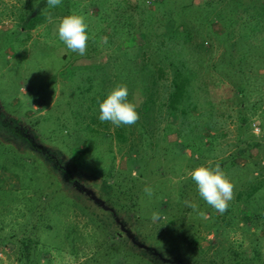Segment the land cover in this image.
Masks as SVG:
<instances>
[{"label": "rangeland", "instance_id": "obj_1", "mask_svg": "<svg viewBox=\"0 0 264 264\" xmlns=\"http://www.w3.org/2000/svg\"><path fill=\"white\" fill-rule=\"evenodd\" d=\"M64 1L62 0L61 5L56 8H49L46 0H0V112L6 118L21 119L23 123L36 130L38 136L42 138L41 143L54 145V142L60 139L61 121L70 114L71 108L83 113L85 107L82 102L78 107V101L85 93L83 92L81 96L76 94L75 90L78 89V85L86 83L84 79H79L78 75H70L73 66L96 62H168L167 59L170 58L174 60L173 62H188L195 73L191 80L194 87L192 94L193 96L196 94L201 100V103L189 112L197 116L205 114L208 108L212 110L211 119L214 129L209 133L213 138L207 141L208 137H203L206 146L204 143L200 145L201 153H192L189 148H183V152L180 153L176 147V143H180L181 140L176 127L177 119L173 116L165 119L164 104L169 90L171 72L164 64L165 75L156 82L155 86L156 101L162 104L161 109L151 111L152 115L145 127L147 133L143 140L137 139L135 128H131V133L126 132V139L123 142H118L114 136L111 137L109 141L111 152H108L105 147L107 141L102 133L95 137V141L91 140L90 154L95 155L105 151L107 158L105 157L101 163L112 167L113 175L110 182L117 180L121 188L114 192L110 190L108 200L119 206L115 208L120 216L129 223L133 222L132 217L136 213L139 221L135 222L142 225L143 229L158 223L151 220V214L155 211L160 214L159 221L163 225L176 215V207L167 205L172 202L174 204L180 180L189 176L193 168L204 166L225 156L237 144L240 101L236 95L235 83L233 84L232 78L228 75L224 76L221 70L215 69L213 62H229L230 58L237 59L241 51L243 54L246 53V56L239 60L248 62L243 69L247 75L245 78L250 81L247 96L243 100V103L245 101L248 106L245 113L249 123L247 131L248 134H252V138H264V25H258L253 29L258 20H262L264 24V14L262 17L258 16L256 8L259 6L256 5V0H162V2L159 0H66L67 10L66 7L64 10ZM249 3L256 8L254 9V6L245 8ZM37 5L42 15H39L41 18L35 20V23L30 26L27 14L30 13V8L33 9ZM155 6H160L162 9L159 8L158 11ZM83 7L88 13L85 21L88 25L89 40L86 55L80 56L66 48L55 34L54 28L60 17L75 12L84 15ZM164 8L172 11L175 20L177 18L179 22L186 25V33L167 38L165 28L156 26H165L167 21L171 22V17H167L168 11H164ZM49 13L52 17L51 22L47 19ZM149 13H153L154 18L151 19L146 15ZM142 16L145 22L143 30L147 29L149 33L152 28L154 33L147 37L143 36V32L139 30L134 31L132 37L122 44L126 48L125 55L121 54L119 49L117 54L112 48L117 41L112 34L113 28L119 29L120 23L125 20V17H129L134 22L133 29L132 27L129 29L132 32L139 27L138 23L143 22ZM94 25H96L95 28ZM98 28L113 43L103 45L101 34L97 33ZM142 42L141 51L134 50L136 53H132L133 49L129 47ZM165 48L168 56L167 59H162L160 52ZM260 53L262 56L258 59ZM109 67L108 70L111 69ZM254 73L256 82L251 81ZM120 81L122 80H116L113 77L112 71L104 82L107 86L106 93L120 84ZM130 97L136 106L141 105L143 96L139 87L131 88ZM203 119L204 115L190 117L183 124H187L188 121L189 124H194L197 121L200 126ZM97 122L98 124L95 123L94 127L101 132L114 130V126L109 122L100 121L99 123V119ZM71 123L72 121L66 122L65 125L70 127ZM167 123L171 124L170 130L167 128L168 131ZM254 126L261 130L259 135L254 134ZM80 138H83L85 142L90 139L86 132ZM71 143L72 147L75 144L79 149L82 144L74 140ZM132 143L140 153L144 152L147 145L154 148V153H147L146 162L149 166H153V169L157 167L156 172H148V168H145L144 175L137 174L136 164L133 165L128 159V154L132 155L130 151ZM68 148L70 146L64 149L68 151ZM254 148L247 150L248 155L257 154ZM54 151L48 153L51 155L58 153ZM69 153L66 152L61 157L69 160ZM110 154H112L111 158H109ZM190 154L193 158L186 160ZM86 157L85 172L74 177L82 183L84 189L87 188L86 190L94 192V195L103 199L107 197V193H101L100 190L102 176L96 171V156L93 160ZM246 157L244 153L242 158L239 157L240 161L246 160ZM43 164V168L49 167V164L44 161ZM88 171H92L95 177L87 176ZM146 185L153 188L152 197H148L143 192ZM0 186L7 189L16 188V176L0 171ZM126 186L128 187L125 190ZM26 196L30 194L27 193ZM136 202L138 206L135 205ZM10 209L8 213H11L5 215L11 216V219L5 216L0 220V235L9 233L15 234L18 238L25 236L29 230L22 231V229L24 226L28 228L30 224H21L20 222H24L25 219L19 215L14 217V207L11 206ZM5 210L6 208H1L0 213ZM19 210L23 211L21 205ZM14 220L16 222L11 224ZM67 221L73 227L75 242L72 243L69 238L62 235L66 232V229H63L65 224H54L55 230L60 234L58 237L55 230L52 231L53 234L40 232L36 247L39 252L38 264H82L87 262L98 243L102 241L101 231L94 229L77 209L69 211ZM194 224H196L197 236L193 242L199 251L209 254L212 250L209 242L214 236L200 222L194 221ZM242 233V229L234 233L229 232L228 240L240 241ZM42 240L45 242L42 243ZM15 248V246L10 248L8 245L0 244V264H18Z\"/></svg>", "mask_w": 264, "mask_h": 264}, {"label": "trees", "instance_id": "obj_2", "mask_svg": "<svg viewBox=\"0 0 264 264\" xmlns=\"http://www.w3.org/2000/svg\"><path fill=\"white\" fill-rule=\"evenodd\" d=\"M159 1L162 2V0ZM230 2L233 3V1ZM73 4L75 6L74 2ZM256 5L259 7L256 8L249 3L245 8L254 6V9H258V16L262 17L264 14L263 0H256ZM38 6L33 7L34 10L30 8V13L27 14L30 26L35 23V20L41 18L42 12ZM65 7L67 10L66 0L64 1V10ZM155 7L158 11L159 8L162 9L160 6ZM83 8L84 13H82L84 15L82 16L87 18V9ZM163 10L166 11L167 8ZM153 13L146 15L152 19L154 18ZM167 17H171V22L167 21L165 26L155 24L165 28L167 38L175 37L183 32L186 33V25L179 22L177 18L175 20L172 11H168ZM129 19V17H125V20L119 25L120 28H113L112 30L113 36L117 39L112 48L116 50L117 54L119 49L120 53L125 55L126 48L122 44L126 39L132 37L134 31L139 30L143 32V36L147 37L152 35V32L154 33L152 28L149 33H147V29L143 30V24H145L143 16L141 17L143 22L138 23L139 27L130 32L129 29L130 27L133 29L134 22ZM258 25H264L262 20H258L253 29ZM177 27L179 29L176 30ZM97 33L101 34L103 45L107 46L113 43L111 39H107L105 42L104 38L106 37L102 30L97 31ZM142 45L143 42L129 48L133 49L132 53L140 52ZM245 54L241 51V55L235 60L230 58L229 62H213L215 69L218 68L224 76L228 75L232 78L233 84L235 83L236 95L240 101L236 147L225 156L204 165L214 167L219 164L226 177L234 185V198L229 201L228 209L223 214L214 210L199 197L194 181L190 176H186L178 183L174 204L172 202L167 205L176 207V215L173 219H168V222H164L163 225L158 220L157 224H151L142 229V225L136 224L135 221H139V216L134 213L133 222L127 223L115 208L119 206L108 201L109 191L113 190L112 192H114V190H121V188H119L117 180L110 182L111 175H113L112 167L109 164L101 163L105 157L107 158L105 151L95 155L90 154L91 140L95 141V137L101 133L107 141L105 147L108 152H111L110 138L114 136L118 142H123L126 139V132L131 133V128H135L137 139L143 140L147 133L145 127L150 122L149 118L152 115L151 111L161 109L160 105L162 104L156 101L155 86L156 82L165 75L163 64L171 72L169 90L164 104L165 119L172 116L177 119V132L178 136L181 137L180 143H176L179 152L182 153L183 148H189L192 153H201L200 145L204 143L206 146L203 137H208L207 141L213 138L209 133L214 129L211 119L212 110L208 108L209 110L205 111V114L197 116L189 112L201 103L200 98L196 94L194 96L192 94L194 87L191 80L195 76L194 70L188 65V62H173L172 58L167 59L168 54L165 48L161 49L160 56L162 59H167L168 62H96L73 66L70 75H78V78L84 79L83 81L86 83L85 85H78V89L75 90V93L79 95L85 93L84 96L81 95L83 98L78 101V107H80L81 102L84 103L85 107L83 113L71 108L70 114L61 121L60 139L56 140L54 145L41 143L40 139L42 138L38 136L36 130L23 123L21 119L6 118L0 112V171L14 174L17 178V187L14 189L0 186V209L6 208L4 212L0 213V220L11 213L8 211H11L12 206L15 214L13 216L19 215L22 219L24 218L25 220L20 222L21 224H30L28 228L23 227L22 231L24 229L29 231L20 238L9 233L0 235V244L8 245L10 248L16 247L18 264H38L37 255L39 252L36 247L40 232H54V224H65L62 226L66 232L62 235L69 238L72 243L75 242L76 236L73 227L67 221V217L69 211L77 209L94 229L98 232L101 231L102 236V241L98 243L93 254L89 256L87 262L82 264H264V138H252V134H248L247 131L249 123L245 113L248 106L245 101L243 103V100L247 96L250 81L245 78L247 75L243 70L248 62H240L246 56ZM261 56L260 53L258 59ZM240 58L242 59L239 60ZM109 66L111 67L110 70L107 69ZM112 71L113 77L116 80L121 79L120 84L127 86L128 101L132 102L131 88L136 86L142 92L143 101L141 105L136 106L139 120L134 125L114 126L112 132H101L94 127L95 123L98 124L97 101L98 98L102 100L107 94V86L104 85V82L112 74ZM251 79V81L256 82L255 73ZM95 82L98 83L95 84ZM203 115V123L200 126L197 121L194 124H189V121L187 124H183L190 117H203ZM71 121L72 125L67 127L65 123ZM170 127L171 124L167 123L166 130L168 131L167 128L170 130ZM85 132L90 138L86 142L80 138ZM73 140L82 143L80 149L75 144L72 147L71 142ZM64 146L66 148L70 146L68 151L64 149ZM130 147L132 155L128 154V159L133 165L136 164L139 176L144 175L145 168H148V172H156L157 167L153 169V166H149L146 162L147 153H154V148L147 145L144 152L140 153L133 143ZM251 147L256 149L257 154L255 156L248 155L247 150ZM52 150L58 151V153L52 155L48 153ZM66 152L70 154L71 159L61 157ZM244 153L247 155V159L240 161ZM169 154L171 153L169 152ZM86 156L90 160L96 156V171L102 176L100 190L101 193H107V197L105 196L103 199L94 195V192L86 190L87 188L84 189L82 183L74 177L85 172V167H87ZM111 157L112 154L109 158ZM192 158L190 154L186 160ZM42 160L49 164L48 168H43ZM87 176L94 178L95 174L88 171ZM86 191L89 194H85ZM27 193L30 196H26ZM185 200L196 203L198 209L194 211L186 207ZM11 203L14 204L10 205ZM20 205L22 212L19 210ZM201 212L204 213L203 216L200 215ZM6 213L7 215H5ZM7 217L11 219V216ZM194 221L200 222L214 236L213 240L209 242V246L212 247L209 254L199 251L193 242L197 236ZM15 222L16 220L11 224ZM239 229L243 230L242 239L237 242L229 241V232L234 233ZM56 234L57 237L60 236L57 231ZM43 242L45 240H42ZM49 244L52 243L49 242Z\"/></svg>", "mask_w": 264, "mask_h": 264}, {"label": "clouds", "instance_id": "obj_3", "mask_svg": "<svg viewBox=\"0 0 264 264\" xmlns=\"http://www.w3.org/2000/svg\"><path fill=\"white\" fill-rule=\"evenodd\" d=\"M49 8H56L61 5L62 0H46ZM47 19L51 22V14H47ZM88 25L85 18L76 13H70L60 17L55 23L54 32L66 48L80 56L87 53L89 35ZM105 42L107 38H104ZM98 119L109 122L115 127L131 126L139 120V113L136 105L128 101V89L124 84H118L110 89L105 97L98 98ZM261 130L254 126V134L259 135ZM189 176L194 181L199 197L214 210L223 214L228 209L229 201L234 198V185L226 177L219 164L214 167L197 166L190 170ZM143 192L152 197L154 190L146 185ZM186 207L197 210L198 205L190 200H185ZM201 216L204 213H200ZM160 219L158 212H152L153 222Z\"/></svg>", "mask_w": 264, "mask_h": 264}]
</instances>
